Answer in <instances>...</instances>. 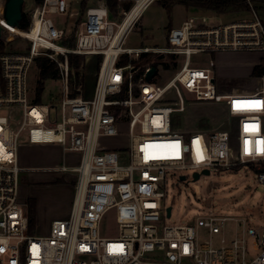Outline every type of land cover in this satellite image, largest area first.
I'll return each instance as SVG.
<instances>
[{"label":"built area","instance_id":"built-area-1","mask_svg":"<svg viewBox=\"0 0 264 264\" xmlns=\"http://www.w3.org/2000/svg\"><path fill=\"white\" fill-rule=\"evenodd\" d=\"M76 1L81 5L82 0L35 3L26 28L4 23L0 6V38L26 40L23 48L0 50V264H264V224L215 212L166 223L171 209L167 215L170 205L163 190L166 176L175 172L186 179V171L264 164V152L257 151L264 147L257 144L264 141V75L253 91L238 92L217 84L212 61L205 66L192 62L219 50L264 52V21L253 8L250 18L223 23L190 15L169 29L164 46L125 47V36L151 0H132L118 20L106 0H96L85 7L75 44L67 47L61 40L74 28L80 12L72 7ZM48 14L66 15V20L56 26ZM54 52L64 53L57 61L63 90L48 103L36 101L30 68L35 57L53 58ZM68 52L101 56L89 95L83 89L69 94ZM142 53L173 56L177 68L159 83L158 67L146 81L151 66L135 78L131 64H118L122 55L138 58ZM241 101L261 104L234 107ZM185 102L219 105L229 129L175 127L172 115L183 111ZM245 125L257 130L245 131ZM118 135H126L127 145L106 148L99 143L101 136ZM22 136L28 143H57L63 154H78L76 164L56 167L74 173L73 194L69 214L50 221L46 234L29 231L20 201ZM255 175L264 184V170ZM110 212L116 235L104 236L100 222ZM227 220L236 224L232 236L224 234Z\"/></svg>","mask_w":264,"mask_h":264},{"label":"rangeland","instance_id":"rangeland-1","mask_svg":"<svg viewBox=\"0 0 264 264\" xmlns=\"http://www.w3.org/2000/svg\"><path fill=\"white\" fill-rule=\"evenodd\" d=\"M81 9L79 1L73 2L72 7L80 10L72 32L84 15L85 7L95 4L96 0L89 2ZM113 18L119 19L120 11L125 9L122 2ZM165 0H151L142 11L141 16L133 24L131 30L124 38L123 46H164L167 42L168 31L171 27L178 26L190 15L208 17V22L223 23L235 19L250 18L248 11H236L226 13H216L212 10H199L187 8L183 3L164 4ZM4 0H0L3 6ZM33 0H24L22 10L30 12ZM258 16L264 19V11H258ZM53 23L58 26L66 20V15L48 14ZM68 36V35H67ZM2 41L3 39L0 38ZM26 40L16 37L6 41L5 46L23 48ZM51 52V51H50ZM83 94L89 95L92 91L96 70L98 68V57L94 55H83ZM129 59H137L135 56L126 55ZM49 57V56H48ZM52 57L56 60L58 55L54 52ZM51 58V57H49ZM51 58V59H53ZM152 54L151 61H164L169 63V67L159 64V75L157 82L164 81L171 76L177 68V62L172 65L169 59L162 55L160 59ZM209 61L214 63L215 78L217 84L223 89L234 88L238 92H250L259 86V76L252 75V69L257 64H264V52L254 50H219L201 54L193 57L192 62H197L199 66L208 65ZM37 78V67L33 64L29 72V82L35 88ZM63 90V81L48 79L44 83L41 91V102H50V98L58 95ZM36 96V92H35ZM4 109L0 110V114ZM54 116V110H51ZM173 123L175 127L184 130L202 128L210 130L212 128L229 129V123L223 109L213 103L185 102V109L174 112ZM99 143L106 148H114L120 145H127L126 135L101 136ZM65 160L67 165H74L78 162V154L75 152H65L57 143H28L25 136L20 139L19 164L22 170L19 174V196L24 204L29 223V203L33 205L34 224L31 226V233L41 235L46 234L49 224L46 219L57 217L71 204L73 185L75 176L70 171H57ZM246 162L240 166H235L229 170H220L209 174H200L199 178L192 180V172L185 180H180L175 175L166 176L163 190L166 193L165 202L171 206V216L165 219L166 223H184L193 219L197 215L207 212H215L221 215L244 218L250 224H264V184L256 180L254 169ZM257 169L258 165L253 163ZM40 178L51 177L54 185H48V180L34 179L32 176ZM37 205H40L41 220L36 222ZM236 224L233 220H227L224 227V234L232 236L235 232ZM100 232L104 236L116 235V224L112 213H108L100 222Z\"/></svg>","mask_w":264,"mask_h":264},{"label":"trees","instance_id":"trees-1","mask_svg":"<svg viewBox=\"0 0 264 264\" xmlns=\"http://www.w3.org/2000/svg\"><path fill=\"white\" fill-rule=\"evenodd\" d=\"M34 3H39L41 0H33ZM111 16L117 12L118 5L120 4L117 0H106ZM87 0H82L81 9L86 5ZM132 0H125L122 2V7L125 9L129 8ZM173 4V3H183L185 6H194L203 9H209L216 13H226V12H236V11H249L253 8L256 12L259 10L264 11V0H165L164 4ZM80 9V10H81ZM258 14V13H257ZM262 19V18H261ZM264 21V19H262ZM29 24V13L22 11L21 19L19 20L18 26L21 28H26ZM61 42L67 47H73L75 44L74 35H68L61 40ZM5 42L0 39V50L4 48ZM152 54L156 57L155 59H160L162 55L154 53H142L138 56L137 59H129L126 55H122L118 60V64H131L132 68L137 69L135 72V78H137L143 69L149 65L157 69L159 64H162L163 67H169V63L162 61H151ZM58 59L62 60L64 53H58ZM68 62V78L67 86L69 89V94L71 96L77 95L81 92L84 85V75H83V60L84 56L82 54H76L72 52L65 53ZM101 56H98V62L100 61ZM168 59L171 64L174 65L173 56H169ZM58 60L51 59L47 55H39L35 57L34 64L37 67V78L35 85V100L40 101L41 91L44 87V83L48 79H57L59 78V69H58ZM252 75L261 76L264 75V64H257L252 69ZM253 169L254 173L259 170H264V164H261L260 168H255L252 162L248 163ZM240 166V165H238ZM34 224V210L33 205L29 203V223L28 229L31 232V226Z\"/></svg>","mask_w":264,"mask_h":264},{"label":"water","instance_id":"water-1","mask_svg":"<svg viewBox=\"0 0 264 264\" xmlns=\"http://www.w3.org/2000/svg\"><path fill=\"white\" fill-rule=\"evenodd\" d=\"M24 0H4L3 7H2V13L4 18V23L11 25V26H18L19 20L22 16V6H23ZM4 24L0 23V30L3 29ZM156 68L151 66L145 73V80L149 81L152 76L155 74ZM202 174H209L208 169H203L201 171ZM200 176L199 172H193L192 173V180L198 179ZM180 180H185L184 175H180ZM171 207L168 206L166 208V214H170Z\"/></svg>","mask_w":264,"mask_h":264},{"label":"crops","instance_id":"crops-1","mask_svg":"<svg viewBox=\"0 0 264 264\" xmlns=\"http://www.w3.org/2000/svg\"><path fill=\"white\" fill-rule=\"evenodd\" d=\"M187 8H191V9H199V10H206V9H203V8H198V7H194V6H186ZM63 163H65V160H63ZM66 164V163H65ZM34 179H37V180H44V182H46V180H48V185H54V180L51 178V177H48V178H40V177H37V176H34ZM70 206L71 204L69 205V209L66 208L60 215H58L57 217L55 216H51L52 218H48V220L46 219L47 223L50 224V221H52L53 219L55 218H61V217H65L69 214V210H70ZM41 217H42V214L40 213V205H37V211H36V222L38 220H41Z\"/></svg>","mask_w":264,"mask_h":264},{"label":"snow or ice","instance_id":"snow-or-ice-1","mask_svg":"<svg viewBox=\"0 0 264 264\" xmlns=\"http://www.w3.org/2000/svg\"><path fill=\"white\" fill-rule=\"evenodd\" d=\"M261 102L260 101H241V102H234V107H240L244 105H255V106H260ZM257 130L256 125H245V131H254ZM249 141H245V152L250 153V148L248 147ZM258 145H264V141H258ZM258 152H264V147H258L257 148Z\"/></svg>","mask_w":264,"mask_h":264},{"label":"bare ground","instance_id":"bare-ground-1","mask_svg":"<svg viewBox=\"0 0 264 264\" xmlns=\"http://www.w3.org/2000/svg\"><path fill=\"white\" fill-rule=\"evenodd\" d=\"M0 20H1V18H0ZM8 27V26H7ZM114 48H111V50H113Z\"/></svg>","mask_w":264,"mask_h":264}]
</instances>
